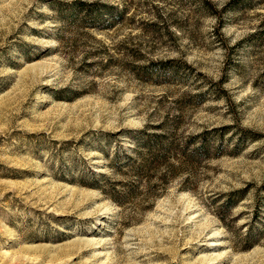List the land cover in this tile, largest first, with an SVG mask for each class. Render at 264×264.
I'll use <instances>...</instances> for the list:
<instances>
[{"label":"rangeland","instance_id":"obj_1","mask_svg":"<svg viewBox=\"0 0 264 264\" xmlns=\"http://www.w3.org/2000/svg\"><path fill=\"white\" fill-rule=\"evenodd\" d=\"M0 264H264V0H0Z\"/></svg>","mask_w":264,"mask_h":264},{"label":"trees","instance_id":"obj_2","mask_svg":"<svg viewBox=\"0 0 264 264\" xmlns=\"http://www.w3.org/2000/svg\"><path fill=\"white\" fill-rule=\"evenodd\" d=\"M156 131L142 130L136 139V147L139 149L135 165L131 155H125L124 166L132 171L134 176H147L156 168L165 166L171 170L172 160H192L213 156L216 147H212L204 138V134H194L183 141H176L162 125L155 126Z\"/></svg>","mask_w":264,"mask_h":264}]
</instances>
